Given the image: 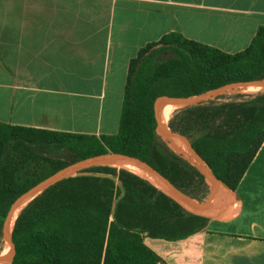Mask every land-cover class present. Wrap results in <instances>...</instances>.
Here are the masks:
<instances>
[{"label":"trees","instance_id":"obj_1","mask_svg":"<svg viewBox=\"0 0 264 264\" xmlns=\"http://www.w3.org/2000/svg\"><path fill=\"white\" fill-rule=\"evenodd\" d=\"M262 78L264 25L236 52L172 32L129 60L116 133L96 136L0 121V246L10 199L74 161L106 152L142 159L189 197L201 199L208 191L203 175L156 131L157 87L171 82L198 94ZM233 95L183 104L171 119L207 166L235 189L264 140V90ZM177 96L182 95L167 90L162 100ZM37 161L47 172L21 179V167ZM207 223L148 179L94 165L58 180L18 211L12 228L17 250L5 264H156L161 258L144 237L180 239Z\"/></svg>","mask_w":264,"mask_h":264},{"label":"crops","instance_id":"obj_2","mask_svg":"<svg viewBox=\"0 0 264 264\" xmlns=\"http://www.w3.org/2000/svg\"><path fill=\"white\" fill-rule=\"evenodd\" d=\"M261 25L264 0H0V121L114 134L139 48L175 32L236 52ZM234 191L229 221L144 243L165 264H264V140ZM231 205L219 194L205 211Z\"/></svg>","mask_w":264,"mask_h":264},{"label":"water","instance_id":"obj_3","mask_svg":"<svg viewBox=\"0 0 264 264\" xmlns=\"http://www.w3.org/2000/svg\"><path fill=\"white\" fill-rule=\"evenodd\" d=\"M261 84H264V78L241 80V81L226 83L223 85H218L204 92L193 94L180 85H176L171 82H164L157 87L153 97V112H154L157 128L159 127L162 130H164L169 139L176 138L177 140H179L189 150L190 154L194 156L195 159L194 162L189 160L182 153L181 154L185 158H187L191 163H193L194 166L197 168V170L203 175L209 190L210 188H213L225 199L231 201L232 209L229 212L210 213L208 211H205L200 207L196 206L191 197H189L187 194L179 190L168 178H166L163 174H161L159 171H157L154 167L149 165L144 160L123 153L106 152L99 155L90 156L84 159L74 161L58 169L57 171L51 173L50 175L44 177L43 179L36 182L28 189H26L25 191L21 192L19 195L10 199L5 206L4 214L2 218L1 232H2L4 244L0 246V258L8 254H11V256H13V254L17 250V243L13 239V235H12V228L14 223L12 224V226L10 225V217L16 208H19L20 210L23 206H25L27 203H29L34 198H36L49 186H51L52 184H54L55 182L66 176L76 174L81 170L94 165H106L110 163L109 159L112 158V156L114 155L117 156L119 159L137 165L142 169H144L146 172H148L153 178H155V180L161 183V186H157V187L161 188V190L166 195H168L173 200H175L188 213H191L197 217L215 223H223L229 221L231 217L235 216L238 213L237 206L239 205V199L237 198L234 189L228 186L220 177H218L207 166L203 158L199 155V153L195 150V148L191 144L189 138L165 113L163 108L162 98L167 90H173L181 94L185 98L187 102L186 104L198 105V104L207 103L209 100H212L217 96L236 91L240 88H244L249 85H261ZM167 145L170 147L168 143Z\"/></svg>","mask_w":264,"mask_h":264},{"label":"bare ground","instance_id":"obj_4","mask_svg":"<svg viewBox=\"0 0 264 264\" xmlns=\"http://www.w3.org/2000/svg\"><path fill=\"white\" fill-rule=\"evenodd\" d=\"M240 89H244V90H248V91H257V90H261L264 89V84L261 85H249L247 87L244 88H240ZM238 89V90H240ZM185 101V98L183 96H177V97H172L169 99H164L162 100L163 102V108L165 113L170 116L172 114V112L176 109V107L178 106L179 102ZM158 133L161 135V137L173 148L175 149H181L184 152L190 153L189 150L176 138L173 139H169L168 136L166 135L165 131L162 130L161 128H157ZM110 164L112 165H117L120 167H127L129 169L132 170V172L142 176L145 179H148L150 182H152L153 184H155L156 186H161V183L158 182L157 180H155V178H153L148 172H146L144 169H142L141 167L131 164L129 162H125L121 159H119L117 156H112V158L109 159ZM126 169V168H124ZM128 170V169H126ZM129 170V171H131ZM219 195V193L217 191H215L213 188H210L209 190V194L208 197L206 198L205 201L203 202H198L196 200H193L194 204L198 207H200L201 209L205 210ZM19 208H16L11 217H10V225L12 226V224L14 223V220L18 214ZM6 244V243H5ZM11 258V254L5 255L2 258H0V264H4L5 262H7V260H9Z\"/></svg>","mask_w":264,"mask_h":264},{"label":"rangeland","instance_id":"obj_5","mask_svg":"<svg viewBox=\"0 0 264 264\" xmlns=\"http://www.w3.org/2000/svg\"><path fill=\"white\" fill-rule=\"evenodd\" d=\"M262 90H264V89H261V90H257V91H248V90H242V89H240V90H236V91H233V92H230V93H226V94H224L225 95V97H226V99H233V98H235L236 96L235 95H233V94H235V93H241V94H246V93H255V92H258V91H262ZM187 102H186V100L184 101H182V102H179V104H178V106L176 107V109L178 108V107H180L181 105H183V104H186ZM176 109L174 110V111H176ZM174 111L172 112V114L169 116L170 118L172 117V115H173V113H174ZM156 131H157V127H156ZM171 147V146H170ZM171 148H173V147H171ZM174 150H176L177 152H180V153H182L185 157H187L189 160H191V161H193L194 162V156H192L190 153H187V152H184V151H182L181 149H175V148H173ZM106 165H109V166H115V167H117V168H126V169H128V170H131V169H129V168H127V167H120V166H117V165H112V164H110V163H108V164H106ZM132 171V170H131ZM20 172L21 173H25V175H21V179H23V180H30L32 177H33V175L34 174H42V173H46L47 172V166L44 164V163H42V162H30L29 164H27V165H25V166H22L21 167V169H20ZM53 173V172H52ZM50 175V174H49ZM48 176V175H47ZM199 193L202 195V193H201V191H199ZM208 194H209V188H208V191L206 192V193H204V196L201 198V199H196V198H192L193 200H196V201H198V202H203V201H205L206 200V198H207V196H208ZM3 244H4V242H3ZM2 244V245H3ZM1 245V246H2ZM12 257V256H11ZM11 260V258L9 259V260H7V262H9ZM7 262H5V263H7ZM4 263V264H5Z\"/></svg>","mask_w":264,"mask_h":264},{"label":"built area","instance_id":"obj_6","mask_svg":"<svg viewBox=\"0 0 264 264\" xmlns=\"http://www.w3.org/2000/svg\"><path fill=\"white\" fill-rule=\"evenodd\" d=\"M156 264H165L162 260L157 261Z\"/></svg>","mask_w":264,"mask_h":264}]
</instances>
